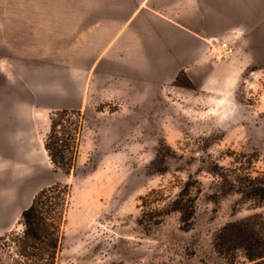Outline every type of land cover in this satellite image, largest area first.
<instances>
[{
  "label": "rangeland",
  "instance_id": "obj_1",
  "mask_svg": "<svg viewBox=\"0 0 264 264\" xmlns=\"http://www.w3.org/2000/svg\"><path fill=\"white\" fill-rule=\"evenodd\" d=\"M261 51L213 91L182 77L156 85L88 75L80 106L68 109L79 112L66 124L73 168L45 161L44 185L69 186L54 264H224L214 235L253 215L264 219ZM6 59L0 86L13 75ZM21 215L0 228V264H32L19 252ZM235 264L264 261L238 253Z\"/></svg>",
  "mask_w": 264,
  "mask_h": 264
},
{
  "label": "crops",
  "instance_id": "obj_2",
  "mask_svg": "<svg viewBox=\"0 0 264 264\" xmlns=\"http://www.w3.org/2000/svg\"><path fill=\"white\" fill-rule=\"evenodd\" d=\"M212 37L234 41L233 61L207 51ZM261 50L264 0H0V56L13 74L0 86V228L52 185L48 110L79 107L88 75L170 85L184 73L213 91Z\"/></svg>",
  "mask_w": 264,
  "mask_h": 264
},
{
  "label": "trees",
  "instance_id": "obj_3",
  "mask_svg": "<svg viewBox=\"0 0 264 264\" xmlns=\"http://www.w3.org/2000/svg\"><path fill=\"white\" fill-rule=\"evenodd\" d=\"M179 77L187 82V87L194 89L184 73ZM73 115L79 116V112L68 109L53 111L50 114V132L45 142L53 167L66 173L75 164V139L71 136L72 130L66 126L67 119ZM68 195L67 184H52L40 190L31 205L22 212L20 221L24 230L19 239V252L32 264H41L42 261L54 264ZM213 245L224 264H235L238 253L248 262L264 261V219L253 215L225 225L214 235Z\"/></svg>",
  "mask_w": 264,
  "mask_h": 264
},
{
  "label": "built area",
  "instance_id": "obj_4",
  "mask_svg": "<svg viewBox=\"0 0 264 264\" xmlns=\"http://www.w3.org/2000/svg\"><path fill=\"white\" fill-rule=\"evenodd\" d=\"M207 51L212 52L216 59L231 62L237 54V47L232 40L222 39L219 37L209 38L205 42Z\"/></svg>",
  "mask_w": 264,
  "mask_h": 264
},
{
  "label": "water",
  "instance_id": "obj_5",
  "mask_svg": "<svg viewBox=\"0 0 264 264\" xmlns=\"http://www.w3.org/2000/svg\"><path fill=\"white\" fill-rule=\"evenodd\" d=\"M252 80V79H251Z\"/></svg>",
  "mask_w": 264,
  "mask_h": 264
}]
</instances>
